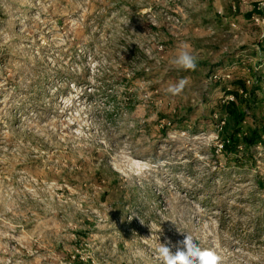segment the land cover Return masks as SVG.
Masks as SVG:
<instances>
[{
    "label": "rangeland",
    "instance_id": "obj_1",
    "mask_svg": "<svg viewBox=\"0 0 264 264\" xmlns=\"http://www.w3.org/2000/svg\"><path fill=\"white\" fill-rule=\"evenodd\" d=\"M260 2L0 0V264H160L187 233L264 264V144L223 147L228 102L264 117Z\"/></svg>",
    "mask_w": 264,
    "mask_h": 264
},
{
    "label": "clouds",
    "instance_id": "obj_2",
    "mask_svg": "<svg viewBox=\"0 0 264 264\" xmlns=\"http://www.w3.org/2000/svg\"><path fill=\"white\" fill-rule=\"evenodd\" d=\"M189 45L184 43L178 54L172 60V64L182 70L195 71L198 65V58L188 50ZM188 81L181 79L175 84L169 85L167 93L176 96L183 92ZM191 234L185 236L182 246L175 252L166 244L159 243L156 248L157 258L160 264H222V257L214 248H204L200 242Z\"/></svg>",
    "mask_w": 264,
    "mask_h": 264
},
{
    "label": "trees",
    "instance_id": "obj_3",
    "mask_svg": "<svg viewBox=\"0 0 264 264\" xmlns=\"http://www.w3.org/2000/svg\"><path fill=\"white\" fill-rule=\"evenodd\" d=\"M234 84L241 85L246 91V83L244 80L236 79ZM247 92V91H246ZM256 89H252L250 94L254 96ZM236 94V93H235ZM254 99H248L241 101L240 103L228 102L225 106L227 114L230 117V123L226 126V135L228 137L227 142L224 144V152L227 153H238V147L243 145L246 149L250 150L253 146H256L259 142L264 144V117H262L261 122L255 119L256 125H253L247 132L241 133L244 121L246 120V108H254ZM256 102V100H255ZM246 108H244V105ZM259 106L258 110L263 111L264 105L257 103ZM259 124V125H258ZM107 193L104 192L102 195L103 200H106Z\"/></svg>",
    "mask_w": 264,
    "mask_h": 264
},
{
    "label": "built area",
    "instance_id": "obj_4",
    "mask_svg": "<svg viewBox=\"0 0 264 264\" xmlns=\"http://www.w3.org/2000/svg\"><path fill=\"white\" fill-rule=\"evenodd\" d=\"M259 11H262L263 12V9H264V0H261V2L259 3V6H258V8H257ZM252 19L256 22V23H258V22H260V19H261V16L260 15H253L252 16ZM264 21V20H263ZM231 99H233L232 97H231Z\"/></svg>",
    "mask_w": 264,
    "mask_h": 264
}]
</instances>
